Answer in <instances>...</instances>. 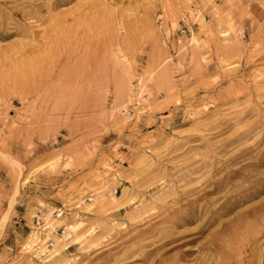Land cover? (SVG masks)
I'll list each match as a JSON object with an SVG mask.
<instances>
[{"label":"rangeland","instance_id":"obj_1","mask_svg":"<svg viewBox=\"0 0 264 264\" xmlns=\"http://www.w3.org/2000/svg\"><path fill=\"white\" fill-rule=\"evenodd\" d=\"M160 243L264 264V0H0V264Z\"/></svg>","mask_w":264,"mask_h":264},{"label":"bare ground","instance_id":"obj_2","mask_svg":"<svg viewBox=\"0 0 264 264\" xmlns=\"http://www.w3.org/2000/svg\"><path fill=\"white\" fill-rule=\"evenodd\" d=\"M40 63H41V62H40ZM252 196H253V194H252ZM248 197H249V195H248V196H239V197L235 200V203H236L237 205H240V204L243 203L244 200H246ZM254 208H257V206L252 208L253 211L256 210V209H254ZM189 217H190V216H188V218H187V217H183L181 220L184 221V222L187 221V223H188V221H190V218H189ZM166 221H168V220H166ZM168 222H170L171 225H172V224H176L175 221H174V222H173V221H168ZM152 229H154V228H152ZM158 231L160 232V229H159ZM190 241H191V239L189 240V242H190ZM168 242H172V241H168ZM165 243H167V242H165ZM165 243H164V244H165ZM161 245H162V243H160V244H158L157 246H155L154 248L148 250V251L146 252V254H143L142 260L144 261L145 264H156V261L161 262V260L158 259V257H155L154 259H149V256H150L153 252H155L157 256L160 255V254L158 253V250H159V247H160ZM205 245H206V244H205ZM205 245H204V247H205ZM184 252L189 253V254H192L191 250H189V249L184 250ZM199 258H200V256L198 257V255H197L196 257H194V261H195L196 264H199L200 262H205V261H203V259H201V258L199 259ZM198 259H199V260H198ZM174 264H177V263H174Z\"/></svg>","mask_w":264,"mask_h":264}]
</instances>
